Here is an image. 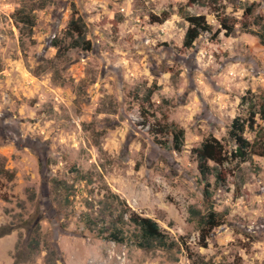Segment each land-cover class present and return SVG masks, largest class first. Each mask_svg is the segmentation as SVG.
<instances>
[{
    "label": "rangeland",
    "instance_id": "rangeland-1",
    "mask_svg": "<svg viewBox=\"0 0 264 264\" xmlns=\"http://www.w3.org/2000/svg\"><path fill=\"white\" fill-rule=\"evenodd\" d=\"M196 1L0 0V264H47L51 249L55 264H264V156L234 159L228 136L236 117L264 102V0ZM183 12L212 26L191 49ZM75 13L91 49L63 55L53 44L68 46ZM222 16L237 23L233 35ZM165 122L184 129L181 151L172 136L150 133ZM211 136L228 157L208 163L216 171L206 203L193 150ZM110 193L180 251L102 235ZM211 204L219 217L202 241L190 209L207 214ZM33 237L41 245L30 255Z\"/></svg>",
    "mask_w": 264,
    "mask_h": 264
},
{
    "label": "trees",
    "instance_id": "trees-1",
    "mask_svg": "<svg viewBox=\"0 0 264 264\" xmlns=\"http://www.w3.org/2000/svg\"><path fill=\"white\" fill-rule=\"evenodd\" d=\"M194 3L198 2L192 0ZM44 2L41 8L46 5ZM200 3V2H199ZM205 3L203 2L202 5ZM19 21L26 25L33 26L34 22L31 16L19 11ZM185 20L188 22L189 27L184 37L183 47L185 49H191L194 47L197 39L204 33H211L212 26L207 22L204 16H193L188 12H183ZM246 16L251 21L257 22L252 7L246 9ZM221 28L225 31L227 36L233 35L236 28V22L226 16H222L219 20ZM243 31L247 33L251 32L248 24H243ZM88 27L84 18L78 13H75L71 18L66 36L69 39L68 46H62L61 42L56 40L54 47L58 49V53L63 52V55L71 49H81L88 51L91 49V42L87 39ZM263 37V36H261ZM150 96L147 97L149 99ZM246 101V98H243ZM247 117H236L229 129L228 136L230 141L235 145V150L232 152V157L245 162L252 155L264 156V129L258 124L257 117L264 120V102H257L256 104L250 105ZM160 130L152 129L151 134L155 136L168 135L172 136L173 149L175 151H181L185 142V131L175 123L165 122L161 124ZM255 133L254 142H250L246 137L247 131ZM158 131V132H157ZM162 143V142H161ZM193 154L196 157L197 163L199 164V170L202 177V181L205 183L204 197L205 202L210 203L212 194L209 191L211 187L209 177L214 174L216 168H211L208 163L213 162L216 165H220L228 157V153L223 143L214 138L213 136L206 139L199 148L193 150ZM217 181H222L220 173L217 174ZM58 184H60L57 181ZM32 200L34 199L33 194L31 195ZM66 202L69 203V198H66ZM100 208V220L106 222L104 228L101 230L102 235H107V238L117 243L132 242L139 249L147 251L164 250V251H180V244L172 240L168 234H166L160 228L159 224L151 218L142 217L136 213L130 212L118 195L109 194L105 202H102ZM190 213L198 220V225L201 228V240L206 241L210 232L214 229L217 223L219 214L213 209V205L209 206L207 214H201L200 211L195 208L190 209ZM109 218L108 220L105 219ZM107 220V221H106ZM98 220H94L88 216L87 224L93 229L98 226ZM37 229H40V225H37ZM133 229V231L131 230ZM41 242L38 238H31L27 248L30 255H34L40 249ZM193 259V256H189ZM57 261V252L53 249L47 257V264H55Z\"/></svg>",
    "mask_w": 264,
    "mask_h": 264
}]
</instances>
